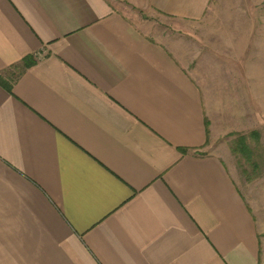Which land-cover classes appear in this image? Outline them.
Listing matches in <instances>:
<instances>
[{"label": "crops", "instance_id": "1", "mask_svg": "<svg viewBox=\"0 0 264 264\" xmlns=\"http://www.w3.org/2000/svg\"><path fill=\"white\" fill-rule=\"evenodd\" d=\"M256 148L264 0H0V264H264Z\"/></svg>", "mask_w": 264, "mask_h": 264}, {"label": "rangeland", "instance_id": "2", "mask_svg": "<svg viewBox=\"0 0 264 264\" xmlns=\"http://www.w3.org/2000/svg\"><path fill=\"white\" fill-rule=\"evenodd\" d=\"M174 23H172V25H173ZM156 29L157 30H160L159 28H157L156 27ZM173 33H175V31H174V29H173ZM259 151H260V153H261V148H256V155L254 156V162L255 163H257V164H260V166H261V168L264 166V155L262 156L261 154L259 155ZM241 167L243 168V169H245V170H247L246 172L247 173H252V175H255V176H257V175H259L260 173H261V168L259 169V168H253V169H251V167L249 166V165H246L244 162H242V164H241Z\"/></svg>", "mask_w": 264, "mask_h": 264}]
</instances>
